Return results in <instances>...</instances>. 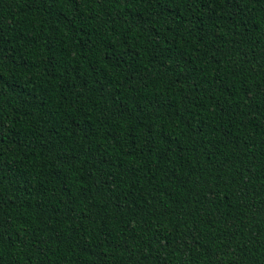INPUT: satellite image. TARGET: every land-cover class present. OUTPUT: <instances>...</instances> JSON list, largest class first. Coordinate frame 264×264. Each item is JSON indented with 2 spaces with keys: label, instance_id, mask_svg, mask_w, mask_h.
<instances>
[{
  "label": "trees",
  "instance_id": "16d2710c",
  "mask_svg": "<svg viewBox=\"0 0 264 264\" xmlns=\"http://www.w3.org/2000/svg\"><path fill=\"white\" fill-rule=\"evenodd\" d=\"M0 264H264V0H0Z\"/></svg>",
  "mask_w": 264,
  "mask_h": 264
}]
</instances>
